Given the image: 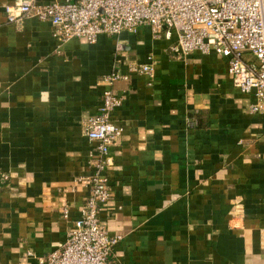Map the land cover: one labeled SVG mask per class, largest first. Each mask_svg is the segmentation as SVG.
Returning a JSON list of instances; mask_svg holds the SVG:
<instances>
[{
	"label": "crops",
	"instance_id": "obj_1",
	"mask_svg": "<svg viewBox=\"0 0 264 264\" xmlns=\"http://www.w3.org/2000/svg\"><path fill=\"white\" fill-rule=\"evenodd\" d=\"M17 1L0 0V264H41L67 241L100 160L88 122L116 70L123 133L99 214L122 237L112 260L264 264V114L227 60L179 56L176 33L149 27L60 43L37 17L10 23Z\"/></svg>",
	"mask_w": 264,
	"mask_h": 264
},
{
	"label": "built area",
	"instance_id": "obj_2",
	"mask_svg": "<svg viewBox=\"0 0 264 264\" xmlns=\"http://www.w3.org/2000/svg\"><path fill=\"white\" fill-rule=\"evenodd\" d=\"M5 12L14 24L31 16L51 23L60 43L79 38L93 44L100 35L137 34L142 27H149L155 39H170L176 33L177 55L201 52L226 59L236 87L256 99L251 112L264 114V0H52L46 5L18 0ZM152 70L148 64L131 68L145 74ZM121 79L127 76L116 70L104 80L101 107L88 122L87 136L97 144L100 156L89 180L90 196L67 241L41 264H120L112 258L122 237L110 234L99 214L113 196L111 149L123 133L114 117L123 102L114 85ZM63 217L69 218L68 208L63 209Z\"/></svg>",
	"mask_w": 264,
	"mask_h": 264
}]
</instances>
